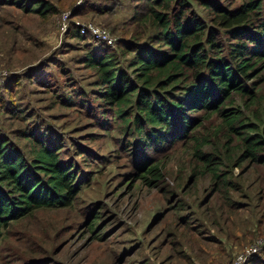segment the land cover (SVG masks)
<instances>
[{
  "label": "rangeland",
  "instance_id": "obj_1",
  "mask_svg": "<svg viewBox=\"0 0 264 264\" xmlns=\"http://www.w3.org/2000/svg\"><path fill=\"white\" fill-rule=\"evenodd\" d=\"M42 1L57 15L43 20L0 6V137L26 159L33 145L26 137L50 141L73 167L80 189L70 206L36 210L3 231L0 264H228L252 246L256 252L242 264H264V167L233 166L240 150L225 134L213 135L220 121L211 117L189 138L138 152L133 120L124 130L114 108L99 98L87 56L111 54L118 41L128 40L145 0ZM185 1L212 27L211 4L228 10L242 4ZM203 1L210 7L203 8ZM82 26L105 30L115 44L95 41L88 31L73 37ZM213 31L218 44L230 40L223 30ZM129 58H118L123 69ZM252 81L255 103L235 98L230 107L250 122L256 113L263 121L264 69ZM186 114L187 121L199 115ZM193 139L204 144L203 153L221 158L218 174L233 186L217 190L208 174L198 176L202 164ZM155 165L163 178L152 188L141 177Z\"/></svg>",
  "mask_w": 264,
  "mask_h": 264
},
{
  "label": "trees",
  "instance_id": "obj_2",
  "mask_svg": "<svg viewBox=\"0 0 264 264\" xmlns=\"http://www.w3.org/2000/svg\"><path fill=\"white\" fill-rule=\"evenodd\" d=\"M4 5L43 20L57 15L56 8L42 0H0ZM211 5L208 22L215 27L200 22L185 0H145L131 20L129 39L118 41L111 54L92 56L90 51L87 62L97 72L103 104L114 108L124 130L133 120L136 151L158 150L180 135L189 138L201 122L214 117L220 123L212 129L213 135L225 134L240 150L233 166L246 162L264 167L261 114H252L253 123L230 107L235 98L255 103L257 87L252 80L264 69V4L242 0L233 10ZM201 6L210 7L205 1ZM213 29L223 30L230 40L218 44ZM72 36L82 38L78 28ZM128 56L123 69L118 58ZM195 112L199 115L188 122L186 113ZM26 139L33 142L30 159L0 137V238L11 224L36 210L70 206L80 189L73 167L60 159L61 152L50 141ZM193 141L202 164L198 176L208 174L217 190L233 186L218 174L221 158L203 153L204 144ZM162 178L156 165L141 177L152 188Z\"/></svg>",
  "mask_w": 264,
  "mask_h": 264
},
{
  "label": "built area",
  "instance_id": "obj_3",
  "mask_svg": "<svg viewBox=\"0 0 264 264\" xmlns=\"http://www.w3.org/2000/svg\"><path fill=\"white\" fill-rule=\"evenodd\" d=\"M68 14H65L63 16V21L67 20ZM78 31L81 36L86 35L85 32L88 31L91 37L98 42H102L108 46H113L115 44V40H111L109 34L102 29L95 28V27H88L87 29L85 27L78 28ZM257 250L256 246H252L249 248H246L242 250L238 255H236L232 261L229 264H242L246 258H248L250 255L255 253Z\"/></svg>",
  "mask_w": 264,
  "mask_h": 264
}]
</instances>
